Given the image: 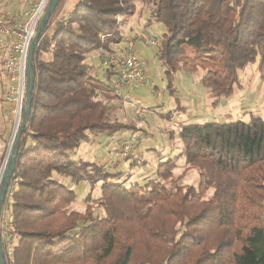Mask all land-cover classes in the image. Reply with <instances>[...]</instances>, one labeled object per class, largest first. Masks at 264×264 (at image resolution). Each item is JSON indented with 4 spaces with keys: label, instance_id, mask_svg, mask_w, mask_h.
I'll list each match as a JSON object with an SVG mask.
<instances>
[{
    "label": "trees",
    "instance_id": "trees-1",
    "mask_svg": "<svg viewBox=\"0 0 264 264\" xmlns=\"http://www.w3.org/2000/svg\"><path fill=\"white\" fill-rule=\"evenodd\" d=\"M138 8L146 29L163 28L158 60L172 95L180 70L205 72L214 107L242 88L241 71L256 67L264 82V0H61L35 50L31 117L0 217L5 264H264V117L182 126L180 154L143 183L71 159L91 136L140 131L112 119L117 71L100 52L109 37L124 41L122 24ZM140 165L149 163L141 156L130 168ZM192 170L199 184L183 185ZM67 181L99 185L100 197L73 209L78 192ZM7 217L18 233L12 260Z\"/></svg>",
    "mask_w": 264,
    "mask_h": 264
},
{
    "label": "rangeland",
    "instance_id": "rangeland-1",
    "mask_svg": "<svg viewBox=\"0 0 264 264\" xmlns=\"http://www.w3.org/2000/svg\"><path fill=\"white\" fill-rule=\"evenodd\" d=\"M29 2L30 0H0V22L15 23L28 9ZM138 9L136 17L122 24V30L128 39L125 44L133 42L134 49L135 40L144 39L143 37L138 38L136 32H139L140 35H148L146 36L147 40L158 41L157 36H160L163 30L162 26L156 23L146 29L145 24L150 17L147 12L142 16L141 9ZM147 46L154 48V53L150 62L140 56L145 63V82L132 85L125 91L123 97H118L112 105L114 106L112 119L134 123L140 131L135 134L126 133L124 140L117 138L114 134L91 136V142H83L80 148L71 155V159L74 161L85 160L86 162L105 165L114 174L127 170L128 172L132 171L135 178L132 182L135 183L155 179L156 167L180 154L183 143L179 137V132L182 126L225 123L229 120L248 122L252 115L264 117V82L260 79L256 67H249L246 71H241L242 88L236 89L230 98L223 97L221 104L214 107V100L210 97V91L202 84V78L205 74L202 69L196 73L186 70L178 71L173 80V85L177 90L172 95L169 89L170 82L165 75L166 70L158 60L157 49L150 45ZM118 51L117 49L109 51L105 47L100 52L118 55ZM94 63L100 68V77L103 78L105 74L97 56H95ZM3 64L5 65V57L0 55V136L9 141L6 145L0 137V154L3 155L6 151V159L11 140L14 137L16 121L11 114V105L8 101V81L5 77ZM138 86H145L146 89L136 93L134 88ZM137 109L144 111V114L138 115ZM167 114L171 116V119L165 117ZM127 142L132 145V149L128 158L124 159L121 157V152L123 145ZM158 150L162 153L161 159L155 157ZM141 156L148 161L149 166L140 165L136 169L130 168L133 161ZM131 157L132 160H128ZM4 164L5 160L2 168ZM152 167H154L153 170ZM185 167L184 160H181L176 173H181ZM199 181L198 172L192 170L182 184L197 186ZM67 183L69 187L78 192V202L72 206L73 209L84 211L86 208L85 199L90 193H92L93 200L100 197L99 185L92 186L89 183L74 185L70 181ZM211 194L212 191L209 192V195Z\"/></svg>",
    "mask_w": 264,
    "mask_h": 264
},
{
    "label": "built area",
    "instance_id": "built-area-1",
    "mask_svg": "<svg viewBox=\"0 0 264 264\" xmlns=\"http://www.w3.org/2000/svg\"><path fill=\"white\" fill-rule=\"evenodd\" d=\"M50 2L51 0H30L28 9L15 23L0 22V55L5 57L4 69L8 81V101L11 105V114L16 121L14 137L20 128L25 106L28 53ZM143 42L156 49L159 47V43L154 40ZM133 45V42L126 43L123 45L121 54L108 56V63L117 71L112 88L113 93L119 98L123 97L125 91L132 85L144 83L146 80L145 63L135 52ZM137 114L142 115L144 111L137 109ZM123 146L121 157L126 159L132 145L127 142ZM3 229L7 258L12 260L18 233L11 217L6 219Z\"/></svg>",
    "mask_w": 264,
    "mask_h": 264
},
{
    "label": "water",
    "instance_id": "water-1",
    "mask_svg": "<svg viewBox=\"0 0 264 264\" xmlns=\"http://www.w3.org/2000/svg\"><path fill=\"white\" fill-rule=\"evenodd\" d=\"M61 0H51L46 13L44 17L42 18L37 34L34 37L30 50H29V55H28V64H27V78H26V98H25V106L23 109V115H22V122L20 125V128L17 132V135L12 138L11 143H10V148L8 150V154L5 159V164L4 167L1 170L0 174V217H1V212L2 208L5 202V198L7 195V191L9 188L10 184V179L11 175L14 171L15 168V162L17 158V150H18V145L21 140V136L23 135V132L28 125L31 117V105H32V98H33V93H34V88H35V81H36V75L34 72L33 67V61H34V55H35V50L36 47L39 43V40L41 38V35L49 23L50 19L54 15V11H56L57 7L59 6ZM0 264H5L4 260V251H3V243H2V237L0 234Z\"/></svg>",
    "mask_w": 264,
    "mask_h": 264
},
{
    "label": "crops",
    "instance_id": "crops-1",
    "mask_svg": "<svg viewBox=\"0 0 264 264\" xmlns=\"http://www.w3.org/2000/svg\"><path fill=\"white\" fill-rule=\"evenodd\" d=\"M136 34V36H138V38L139 37H145L143 34H141L140 35V33L139 32H136L135 33ZM136 36H133V37H136ZM129 38V37H128ZM128 39H127V36H126V38L124 39V41L122 42V43H120V44H118V43H116L114 40H112L110 37L107 39V41H106V48L109 50V51H114V50H119V51H121V48H123L122 46L125 44V41H127ZM136 42H135V44H136V46H135V51H136V53L139 55V56H141L143 59H145L146 61L148 60L149 62H150V60L152 59V55H153V53H154V48H150V47H148L147 45H145L144 44V42L143 41H141V40H135ZM118 51V52H119ZM142 89H146L145 88V86H138V87H135L134 88V90L136 91V93L137 92H142L141 90Z\"/></svg>",
    "mask_w": 264,
    "mask_h": 264
}]
</instances>
